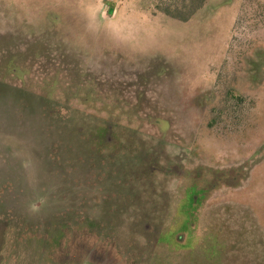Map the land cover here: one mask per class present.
Listing matches in <instances>:
<instances>
[{
	"label": "rangeland",
	"instance_id": "rangeland-1",
	"mask_svg": "<svg viewBox=\"0 0 264 264\" xmlns=\"http://www.w3.org/2000/svg\"><path fill=\"white\" fill-rule=\"evenodd\" d=\"M160 2L0 0V264H264V0Z\"/></svg>",
	"mask_w": 264,
	"mask_h": 264
},
{
	"label": "trees",
	"instance_id": "trees-1",
	"mask_svg": "<svg viewBox=\"0 0 264 264\" xmlns=\"http://www.w3.org/2000/svg\"><path fill=\"white\" fill-rule=\"evenodd\" d=\"M167 6L163 13L171 18L186 22L190 16L201 7L205 0H160ZM178 1V3H176Z\"/></svg>",
	"mask_w": 264,
	"mask_h": 264
}]
</instances>
